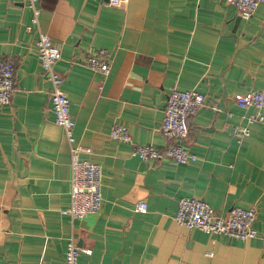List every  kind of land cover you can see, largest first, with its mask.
<instances>
[{"label":"crops","instance_id":"1","mask_svg":"<svg viewBox=\"0 0 264 264\" xmlns=\"http://www.w3.org/2000/svg\"><path fill=\"white\" fill-rule=\"evenodd\" d=\"M39 22L24 0H0V57L15 64L9 103L0 106V264H64L71 236L90 252L78 264H264V122L239 95L264 90V2L242 18L228 0H39ZM39 29L60 47L77 141L101 165L102 206L72 219L70 149L55 122L51 82L40 64ZM106 49L111 72L90 68ZM205 100L188 119L184 144L197 160H144L134 144L164 149L169 92ZM229 112L232 114L229 115ZM127 125L132 142L110 136ZM196 196L216 212L257 208L259 234L239 240L176 222L178 201ZM148 204L136 210L138 200Z\"/></svg>","mask_w":264,"mask_h":264},{"label":"built area","instance_id":"2","mask_svg":"<svg viewBox=\"0 0 264 264\" xmlns=\"http://www.w3.org/2000/svg\"><path fill=\"white\" fill-rule=\"evenodd\" d=\"M39 0H24L33 11V21L39 22L41 8ZM111 4H119L121 0H107ZM233 4L242 18H250L259 4L264 0H228ZM40 64L44 75L51 82V104L55 122L64 129L70 149L69 205L62 213L69 214L72 219L98 213L102 206L101 165L89 158H82V152H91V148L77 141L74 133L75 120L70 112L71 100L66 95L65 81L55 68L61 58L60 47L51 36L39 29L37 40ZM106 49L91 50L86 57L87 65L105 75L111 72ZM15 64L0 57V106L11 101L15 86ZM205 95L196 89H179L174 87L168 94L165 115L161 124V132L169 141L161 149L154 144H134L133 153L144 160L172 159L179 163H190L197 160V155L190 152L184 144L188 136V119L196 114L203 105ZM236 103L241 108L253 106L255 112L247 117L245 124L238 125L235 133L239 138L251 134V124L264 122V90L256 89L239 95ZM232 113L229 112V115ZM110 136L120 141L132 142V135L127 125L115 124L110 130ZM136 210L146 212L148 204L140 199ZM257 208L232 207L224 212H216L213 206L203 198L183 196L178 201L175 220L188 228H200L207 234H224L239 240L256 237L259 232L254 227ZM90 252L88 247L79 244L74 236L67 242L64 253V264H78L82 253Z\"/></svg>","mask_w":264,"mask_h":264}]
</instances>
